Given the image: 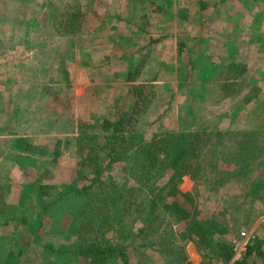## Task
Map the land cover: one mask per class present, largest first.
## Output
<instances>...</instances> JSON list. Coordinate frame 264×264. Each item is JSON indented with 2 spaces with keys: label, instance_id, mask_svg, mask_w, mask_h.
<instances>
[{
  "label": "rangeland",
  "instance_id": "obj_1",
  "mask_svg": "<svg viewBox=\"0 0 264 264\" xmlns=\"http://www.w3.org/2000/svg\"><path fill=\"white\" fill-rule=\"evenodd\" d=\"M173 176L185 219L152 200ZM242 258L264 264V0H0V264Z\"/></svg>",
  "mask_w": 264,
  "mask_h": 264
},
{
  "label": "trees",
  "instance_id": "obj_2",
  "mask_svg": "<svg viewBox=\"0 0 264 264\" xmlns=\"http://www.w3.org/2000/svg\"><path fill=\"white\" fill-rule=\"evenodd\" d=\"M138 87V86H137ZM140 87V86H139ZM112 123L109 122L108 120H104V124L102 125V129L106 132H110V127H111ZM175 138L173 139H170L168 141H165V144L164 143H161L160 145L159 144H155L152 149H153V155L151 156V159H149L150 161H153L156 160L157 158V155H159V153H162L164 150L167 151V148H171V147H176L177 146V142H175ZM189 146H193V143H189L188 144ZM168 149V150H169ZM179 149H177V152H178ZM180 152L182 154V157L180 155L181 158H184V157H187L188 156V159L187 161H189V159L192 157V156H196V151L194 149V147H192V149H189L188 151L186 150H181L180 149ZM184 153L185 154H188L189 155H185L184 156ZM91 161V160H90ZM92 164L94 163V166H97L95 164V162H91ZM90 163V165H91ZM178 166H182V164H177L176 167ZM183 169V166L181 168V171H179L178 173L180 172H183L182 171ZM182 174H180L179 177H181ZM178 176V175H177ZM174 178L169 181L168 185L166 184V186L162 187L160 190H157L153 196H152V200H154L155 202H162L165 200H167L168 198H170V201H167L166 203L167 204H164V206H166V208H171V209H174L178 214V217L180 219H185L187 218L188 216V211L185 210L184 208H182L180 205L177 204L175 198L176 196H187L186 194H183V193H180L178 190H177V182L175 181L176 180V176H173ZM180 179V178H179ZM175 181V182H174ZM216 228H217V224L212 221L211 219H207V220H203V221H194L192 222L187 230L189 231V238L193 239V240H196L198 239L200 241V243H206V236H208L209 234L211 233H214L216 231ZM216 249H217V254L218 256L220 257V259L222 261H228V259L230 258L231 256V253H232V248L231 246H227V244L224 242V241H217L216 242ZM259 247V245H258ZM256 246L253 247V246H248V251L246 253V256H248V254H251L253 252V250H258V248ZM255 248V249H254ZM258 248V249H257ZM95 252V251H94ZM94 252H89L88 251V254L90 256H100V253L99 251H96L95 253ZM112 253L111 251L108 252V254ZM119 254H122L119 253ZM125 261V260H124ZM234 264H247L245 258H242L241 260H238L236 261Z\"/></svg>",
  "mask_w": 264,
  "mask_h": 264
}]
</instances>
